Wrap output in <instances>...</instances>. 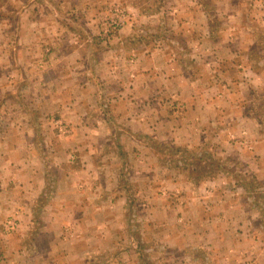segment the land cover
<instances>
[{
  "label": "rangeland",
  "instance_id": "374dc122",
  "mask_svg": "<svg viewBox=\"0 0 264 264\" xmlns=\"http://www.w3.org/2000/svg\"><path fill=\"white\" fill-rule=\"evenodd\" d=\"M113 2L96 12L91 26H73L78 37L66 41L89 55L78 59L84 76L94 66L95 74L106 71L97 54L111 50L130 20L131 10ZM29 29V0H0V51L17 55L14 83L0 90V139L17 131L18 147L29 146L27 157L23 152L17 160L29 167L27 188L19 185L10 207L0 203V264H248L240 260L255 251L249 243L260 240L255 247L264 251V168L255 163L256 155L264 159L263 87L241 108L187 112L191 104L177 100L189 96L185 86L134 90L120 82L109 94L97 91L92 111L110 121L90 127L66 121L58 104L36 96L39 64L48 59L29 74V52L38 53L30 48ZM40 29L42 35L51 31ZM118 49L110 75L124 79L128 68L120 54L128 49ZM57 91L52 86L49 92ZM128 98L129 116L116 118ZM235 110L254 124L233 120ZM74 128L92 137L86 136L92 148L83 140L81 150L71 148ZM187 134L190 143L183 140ZM254 145L258 154H249ZM13 153L0 141V182L9 175L3 158Z\"/></svg>",
  "mask_w": 264,
  "mask_h": 264
},
{
  "label": "crops",
  "instance_id": "0c3cea01",
  "mask_svg": "<svg viewBox=\"0 0 264 264\" xmlns=\"http://www.w3.org/2000/svg\"><path fill=\"white\" fill-rule=\"evenodd\" d=\"M113 1L131 10L130 20L110 42L111 50L106 54H97L99 64L106 71L95 74L93 71L97 67L94 66L84 76L78 62L79 57L81 59L85 53L83 45L72 48L66 41L78 37L73 26L80 23L85 27L91 26L96 12L102 11ZM42 19L47 23H41ZM46 25L51 27V31L47 30L42 35L40 27ZM29 27L30 48L38 51L29 52V74L37 70L36 65L41 63L42 58L48 59L44 66L39 64L43 71H39L41 76H37L35 83L39 90L36 96L48 100L50 105L58 104L66 121L84 120L90 127L97 121H110L106 114L93 113L92 110L97 108L96 93L105 88L109 94L113 89L120 88V82H127V86L134 90H144L151 84L173 90L185 86L190 90L189 96L177 97V100L183 99L185 103L191 104L189 106L186 103L189 106L186 107L187 112L211 107L217 109L214 112L221 113L226 105L241 108L248 103V97L253 91L264 88L262 0H29ZM48 43L50 48L46 45ZM40 44L42 50L39 49ZM119 47L122 52L125 47L128 49L127 56L120 54L128 68L124 79L112 76L114 72L111 70L114 67L113 59L119 56L115 55ZM7 52L0 51V90L3 83L11 88L14 83L12 73L17 70V66H13L17 55ZM84 56L88 58L89 55L86 53ZM2 58L5 63L1 66ZM112 81L117 82V85ZM52 86L58 90L57 93L49 92ZM62 91H67L68 95ZM113 99L109 98V102ZM57 100L59 103H56ZM132 100H121V114L116 118L129 116L127 111ZM136 105L140 107V102ZM88 106L92 109L86 108ZM235 113L236 118L233 120L254 124L253 119L243 118L241 112L238 114L235 110ZM213 117L218 121L219 117ZM190 123L195 124L193 121ZM185 128L186 133L192 130L188 124ZM229 129L236 132L231 126ZM84 132L74 128L70 140L77 144L71 148L81 150L79 144L82 140L85 148H92L86 136L89 139L92 137L84 135ZM17 134V131L9 132L8 136L1 135L0 139L3 146L14 149L13 156L3 158L5 163L2 168L8 170L9 175L5 176V181L0 182V200L3 196L8 199H2L5 202L0 203L9 207L18 199L19 185L27 188L29 182V167L17 162L20 153V159L23 152L27 155L29 146L18 147ZM202 134L206 136L207 129ZM248 135L251 136L250 133ZM190 136L187 134L181 137L190 143ZM258 150L259 147L254 145L253 152L248 153L256 155ZM258 156L260 154L256 155L255 163L259 168H264V159ZM23 214L27 215V212ZM256 242L254 245L248 244L247 248L252 251L253 247L255 251L240 262L264 264V251L259 253L260 249L255 247L260 248V240Z\"/></svg>",
  "mask_w": 264,
  "mask_h": 264
}]
</instances>
